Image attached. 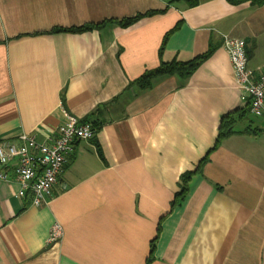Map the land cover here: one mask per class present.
<instances>
[{"label":"crops","instance_id":"0c3cea01","mask_svg":"<svg viewBox=\"0 0 264 264\" xmlns=\"http://www.w3.org/2000/svg\"><path fill=\"white\" fill-rule=\"evenodd\" d=\"M89 23L102 24L55 30ZM226 35L243 38L249 67L264 73V4L0 0V139L49 141L67 113L98 127L76 141L47 203L0 179V264H146L154 239L151 264H264V114L249 109ZM210 46L186 79L132 83ZM245 108L213 149L222 117ZM207 155L172 208L181 174ZM56 222L64 233L52 241Z\"/></svg>","mask_w":264,"mask_h":264},{"label":"built area","instance_id":"2783aa9c","mask_svg":"<svg viewBox=\"0 0 264 264\" xmlns=\"http://www.w3.org/2000/svg\"><path fill=\"white\" fill-rule=\"evenodd\" d=\"M224 45L237 81L249 97L250 111L254 115H263L264 73L257 76L249 67L243 38L226 35ZM95 134L92 122L67 113L65 121L49 141H39L30 133H22L20 143L0 139V165L13 168L11 173L0 169V179L18 181L19 196L31 194L34 205L47 203L70 160L76 141L91 140ZM63 233V226L56 222L52 226L50 240L61 239Z\"/></svg>","mask_w":264,"mask_h":264},{"label":"trees","instance_id":"16d2710c","mask_svg":"<svg viewBox=\"0 0 264 264\" xmlns=\"http://www.w3.org/2000/svg\"><path fill=\"white\" fill-rule=\"evenodd\" d=\"M196 1L197 0H190V4H195ZM229 1L234 3V4H239L242 2L249 1V2H251V4L257 5V6L264 4V0H229ZM155 12L156 11L151 10V11H148L145 13H139L136 16L124 18V19L120 20L119 22L123 26H129V25L135 23L141 17H143L145 15H152ZM101 24L102 23H100V24L89 23V24H84V25L77 26V27H72V28H56L55 30L84 31V30L92 29L93 27H96V26L99 27ZM166 40H167V36H165L163 44L160 48V55H162V53H163ZM213 52H214V47L210 46V48L206 52L195 56L193 59H191L189 61H184V62L177 61V60H174L171 62L162 61L158 67L146 70L140 77L135 79V81H133L132 83L137 84L138 86H140L142 88H148L149 86H151L153 79L155 77H158V76L177 74L181 78L186 79V78L190 77L201 66V64L213 54ZM251 52L252 51H249L248 54L250 55ZM247 111H248V108H245V109L224 115L222 117L221 125L219 128V134H218L216 144L213 147V149L216 146H218L220 144V142L226 136L235 132V129H234L235 123L237 122V120L242 118ZM87 121H90V120H87ZM90 122H92V121H90ZM92 124H93V126L97 132V128H98L97 123L92 122ZM94 139H95V137L93 138V140ZM99 151H100V149H99ZM207 160H208V155L205 156L200 161V163L197 165V167L195 169L187 170L181 174L180 179L178 181L179 189L175 193L174 199L171 202L172 208L183 203V201L186 199L187 195L189 194L190 188H191L190 184H191L193 177L195 176V174H197L201 170L203 164H205V162ZM154 246H155V239L152 240V242H151L152 252H151L150 256L147 258L146 264H151L154 260V255H153L154 254L153 253L154 252Z\"/></svg>","mask_w":264,"mask_h":264}]
</instances>
